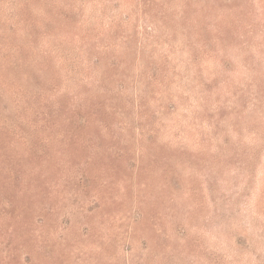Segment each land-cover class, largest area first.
<instances>
[{
    "label": "rangeland",
    "instance_id": "rangeland-1",
    "mask_svg": "<svg viewBox=\"0 0 264 264\" xmlns=\"http://www.w3.org/2000/svg\"><path fill=\"white\" fill-rule=\"evenodd\" d=\"M0 264H264V0H0Z\"/></svg>",
    "mask_w": 264,
    "mask_h": 264
}]
</instances>
